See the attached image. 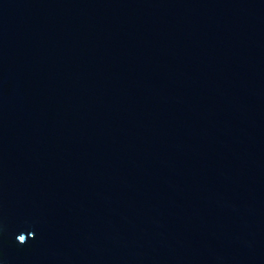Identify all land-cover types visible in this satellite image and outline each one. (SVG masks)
<instances>
[{
  "label": "water",
  "instance_id": "1",
  "mask_svg": "<svg viewBox=\"0 0 264 264\" xmlns=\"http://www.w3.org/2000/svg\"><path fill=\"white\" fill-rule=\"evenodd\" d=\"M0 264H264V0H0Z\"/></svg>",
  "mask_w": 264,
  "mask_h": 264
}]
</instances>
